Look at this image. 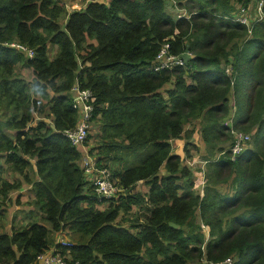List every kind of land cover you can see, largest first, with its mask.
I'll return each mask as SVG.
<instances>
[{
	"label": "trees",
	"instance_id": "16d2710c",
	"mask_svg": "<svg viewBox=\"0 0 264 264\" xmlns=\"http://www.w3.org/2000/svg\"><path fill=\"white\" fill-rule=\"evenodd\" d=\"M173 1L189 18L176 20L165 0L90 2L71 12L58 0H0V158L31 186L30 205L48 224L31 221L13 226L11 234L1 232L0 264H38L54 245L51 234L65 238L67 232L77 242L57 248L72 263L200 264L231 258L232 264H264L259 0ZM240 7L248 10L251 30L233 20ZM167 42L173 54L194 57L185 68L156 72L154 61ZM12 43L34 50V57ZM19 66L32 69L34 80L19 76ZM76 86L93 93L92 123L99 127L85 146L98 168L111 170L123 190L117 199L99 198L81 152L65 134L80 121L73 108ZM187 124L200 126L209 151L204 194L195 191L191 168L173 152L172 141L185 139V156L192 158ZM235 130L247 132L242 143L254 148L232 161ZM140 154L138 163L129 158ZM28 169H34L35 180ZM5 174L0 164L2 199L24 186ZM142 181L151 189L134 194ZM145 202L152 207L147 223L120 225L122 213ZM199 216L208 238L196 222Z\"/></svg>",
	"mask_w": 264,
	"mask_h": 264
},
{
	"label": "rangeland",
	"instance_id": "374dc122",
	"mask_svg": "<svg viewBox=\"0 0 264 264\" xmlns=\"http://www.w3.org/2000/svg\"><path fill=\"white\" fill-rule=\"evenodd\" d=\"M62 4L66 6V10L68 12L80 10L81 8H85L87 6L86 0H58ZM176 4V5H175ZM165 6L169 13L174 15L175 19H180L183 17L189 18V13L186 9L180 8L177 3H174L173 0H165ZM65 23V22H64ZM56 56V49H52L50 53V59H54ZM16 71L18 72V75L24 78L27 81H33L34 75L32 72V69L30 68H24L22 66H19ZM190 81V80H188ZM174 86H169V89L173 88ZM75 98V95H73ZM43 102H45L43 100ZM234 106V103H233ZM8 113L4 112L3 116H6ZM2 116V115H1ZM8 117V116H7ZM37 122V120H36ZM227 123L231 124V121L229 120ZM99 127V125H97ZM98 127H96L95 124L92 123L90 134L92 132H97ZM186 132H188L187 139H189V143L192 144V146L189 147L190 154L192 155V158H187L186 152L184 151V146L187 144L185 139L183 140H173L172 141V147L173 152L184 160L183 165L188 166L191 168L193 173V180L196 183L195 191L198 194H204V189L206 188L208 184V178H207V160L209 151L207 146L203 143V139L201 137V129L198 124H187L186 125ZM235 132H238V138L240 135H246L247 132L241 131V130H235ZM190 133V134H189ZM252 134H248L251 136V138L254 137L253 132H250ZM242 140V139H240ZM90 143V142H89ZM186 143V144H185ZM86 147V146H85ZM252 142L250 144L244 143L242 147V151L253 149ZM90 155V154H89ZM186 155V156H185ZM219 156V155H218ZM144 156L143 155H136L135 157L130 156L129 158L132 159L135 163H138ZM130 162V161H128ZM0 164L3 165L4 171H6V178L10 180L11 182L16 181H22L24 182V177L20 176L17 173L11 172L9 169V166L5 163V160H1L0 158ZM27 173H29L30 177L35 180L36 179V173H34V169H28ZM165 174L164 167L162 168L159 176L162 177ZM135 188V193H141L143 195H146L148 191L151 189L149 184H146L145 181L139 182ZM24 192L22 199L18 196L19 192ZM31 186L26 184L24 182L23 189L21 191L12 192L9 194V197L2 199L0 197V233L5 232L8 234H11L13 231V226L18 228L21 225H27L31 223V221H37L43 223V225H48L45 220L43 219V215L41 212L33 205H30V203L33 201V194H32ZM108 206V204L106 205ZM151 205L147 202L142 204L141 206H135L132 208V210L128 213H122L120 215V218L118 219V222L120 225L126 226L127 228H130L131 225H137V224H145L148 222V219L150 217V209ZM200 214V212H198ZM198 225L201 226L203 232L206 234V237L208 238V227L207 225L201 220V217L199 216L197 221ZM179 228V227H178ZM53 238V237H52ZM65 238L67 240H71L72 242H77L75 239V236L71 235L70 233H65Z\"/></svg>",
	"mask_w": 264,
	"mask_h": 264
},
{
	"label": "built area",
	"instance_id": "2783aa9c",
	"mask_svg": "<svg viewBox=\"0 0 264 264\" xmlns=\"http://www.w3.org/2000/svg\"><path fill=\"white\" fill-rule=\"evenodd\" d=\"M112 0H86L87 4L90 2L99 3H109ZM257 14L258 17L255 19L256 22L264 19V0H259L257 4ZM84 8H81L82 10ZM79 10V11H80ZM187 18V17H186ZM250 15L248 14L247 8L240 7L239 12L234 17L236 23L247 25L250 30L252 29L250 25ZM251 32V31H250ZM12 48L19 49L24 52L28 58H33L35 55L34 50L26 48L25 46L19 45L17 43H12L9 45ZM194 55L192 52L185 53L183 55H176L171 52L170 44L164 43L154 61L153 69L156 72H162L166 70H172L177 67L185 68L187 62ZM233 72L232 68L227 69V73L231 74ZM75 98L73 100V108L78 110L80 113V121L77 127L73 130L66 131L65 134L67 138L71 141L73 146L79 147L84 146L85 142L90 134V129L92 126V121L95 113V106L93 104V93L90 90L79 89L78 86L74 88ZM247 138L246 135H240L235 146L231 148L232 150V160L234 161L236 157L242 152L243 143L242 140ZM242 139V140H240ZM82 167L85 170L86 176L92 178V182L95 186V190L99 198H104L108 200L117 199L119 195L123 192L113 179V174L108 168H98L96 164L95 157L87 155L83 158ZM59 246L64 248H70L74 244L62 238L58 242ZM60 247V248H61ZM70 251L69 249H67ZM233 260L231 258L224 259L221 262H207L203 260L200 264H232ZM38 264H80L79 262L72 263L68 256H64L57 249L48 250L38 257Z\"/></svg>",
	"mask_w": 264,
	"mask_h": 264
},
{
	"label": "crops",
	"instance_id": "0c3cea01",
	"mask_svg": "<svg viewBox=\"0 0 264 264\" xmlns=\"http://www.w3.org/2000/svg\"><path fill=\"white\" fill-rule=\"evenodd\" d=\"M78 150L81 152V154H82V157L84 158L85 156H87V155H89L90 154V150H89V147L88 146H79L78 147ZM91 155V154H90ZM82 162H83V159H82ZM6 177V176H5ZM135 188H137V187H135ZM135 190V189H134ZM133 190V193H135V191ZM24 194V192L22 191V192H19V194H18V196L20 197V199H22V197L23 196H20V195H23ZM141 194V193H140ZM126 227V226H125ZM53 237V238H52ZM63 238V236L61 235V234H59V233H53V234H51V239L53 240V243H54V245L51 247V250H53V249H57V244H58V242L60 241V239H62ZM67 254H69V251H68V253Z\"/></svg>",
	"mask_w": 264,
	"mask_h": 264
},
{
	"label": "water",
	"instance_id": "95a60500",
	"mask_svg": "<svg viewBox=\"0 0 264 264\" xmlns=\"http://www.w3.org/2000/svg\"><path fill=\"white\" fill-rule=\"evenodd\" d=\"M171 226L175 227V228H178V225H175L173 223H171Z\"/></svg>",
	"mask_w": 264,
	"mask_h": 264
},
{
	"label": "clouds",
	"instance_id": "9594fccd",
	"mask_svg": "<svg viewBox=\"0 0 264 264\" xmlns=\"http://www.w3.org/2000/svg\"><path fill=\"white\" fill-rule=\"evenodd\" d=\"M79 118H80V117H79ZM84 146H85V145H84ZM77 148H78V147H77ZM91 156H92V155H91ZM231 160H232V157H231ZM235 160H236V159H235ZM235 160H234V161H235ZM232 161H233V160H232Z\"/></svg>",
	"mask_w": 264,
	"mask_h": 264
}]
</instances>
